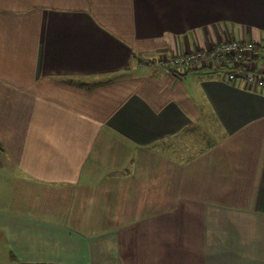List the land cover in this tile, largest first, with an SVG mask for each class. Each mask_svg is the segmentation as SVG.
Here are the masks:
<instances>
[{
  "label": "crops",
  "instance_id": "obj_1",
  "mask_svg": "<svg viewBox=\"0 0 264 264\" xmlns=\"http://www.w3.org/2000/svg\"><path fill=\"white\" fill-rule=\"evenodd\" d=\"M232 39L264 0H0V264H264V91L165 66Z\"/></svg>",
  "mask_w": 264,
  "mask_h": 264
},
{
  "label": "built area",
  "instance_id": "obj_2",
  "mask_svg": "<svg viewBox=\"0 0 264 264\" xmlns=\"http://www.w3.org/2000/svg\"><path fill=\"white\" fill-rule=\"evenodd\" d=\"M261 49L253 42L227 40L207 50H197L173 57L165 63L167 68L187 72L191 69L211 67L224 73L226 82L242 81L247 87L264 91V76L255 70Z\"/></svg>",
  "mask_w": 264,
  "mask_h": 264
},
{
  "label": "trees",
  "instance_id": "obj_3",
  "mask_svg": "<svg viewBox=\"0 0 264 264\" xmlns=\"http://www.w3.org/2000/svg\"><path fill=\"white\" fill-rule=\"evenodd\" d=\"M202 68V67H201ZM196 69H199V68H196ZM191 70H194V69H191ZM191 70H188L187 72L191 71ZM219 70V69H218Z\"/></svg>",
  "mask_w": 264,
  "mask_h": 264
}]
</instances>
